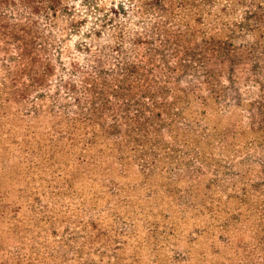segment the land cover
<instances>
[{"label":"rangeland","instance_id":"374dc122","mask_svg":"<svg viewBox=\"0 0 264 264\" xmlns=\"http://www.w3.org/2000/svg\"><path fill=\"white\" fill-rule=\"evenodd\" d=\"M0 264H264V0H0Z\"/></svg>","mask_w":264,"mask_h":264}]
</instances>
